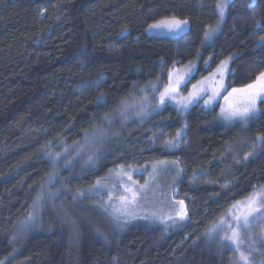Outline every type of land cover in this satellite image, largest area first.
<instances>
[{
	"label": "trees",
	"instance_id": "16d2710c",
	"mask_svg": "<svg viewBox=\"0 0 264 264\" xmlns=\"http://www.w3.org/2000/svg\"><path fill=\"white\" fill-rule=\"evenodd\" d=\"M222 1L0 0V264H233L211 231L264 191V103L249 124L231 127L216 122L220 103L110 122L142 88L192 62L186 90L231 56L226 94L264 72V0H230L220 23ZM169 19L186 20L187 31L175 39L148 32ZM97 129L107 132L103 154L80 172L93 152L68 157ZM59 149L71 168L50 181L59 160L49 153ZM153 158L186 171L178 187L191 210L174 230L121 223L101 198L78 193ZM39 210L40 225L17 238Z\"/></svg>",
	"mask_w": 264,
	"mask_h": 264
},
{
	"label": "rangeland",
	"instance_id": "374dc122",
	"mask_svg": "<svg viewBox=\"0 0 264 264\" xmlns=\"http://www.w3.org/2000/svg\"><path fill=\"white\" fill-rule=\"evenodd\" d=\"M229 2L230 0H223L221 2L224 4V10L220 23L224 20L226 7ZM171 20L169 19L168 21ZM152 26L148 30L150 34L175 39L187 31L188 23L184 30L180 32L170 31L166 27L153 28ZM218 32L219 27L209 29L207 40H211ZM233 58L234 56L225 59L216 70L207 75L200 82L190 86L188 90H186V85L196 74L198 69L197 63L192 62L173 69L165 82L148 84L142 88L136 96L123 103L110 122L115 124V120H123L126 122V119L133 118V120L148 119L161 111L166 105L175 106L178 110L185 113L197 104L202 105L206 110H213L218 105L217 103H220L218 115L216 116L217 124L225 127H231L236 123L249 124L250 121L261 112V102L259 99L257 100V111L255 115L247 119L246 122L239 117L230 120L226 116L229 104L236 108H243L245 106V97L239 92L234 93L232 96L228 97V100H225V97L230 93L226 94ZM221 68L224 69L223 79H221V75L218 71ZM221 83L224 85L223 88H220ZM170 84L176 88V91L165 96V102L160 104V94L164 92L165 88ZM194 85L195 88L193 87ZM217 92L218 95H215ZM222 109H224L223 112ZM106 122L110 124L108 120ZM106 133V130L97 129L88 142L75 146V148H78L73 151L76 154H72L68 157L70 162L80 155L93 152V154L90 155V162L86 164L83 163V166L78 168L79 170L81 169L80 172L87 169V166H95L99 154H103V143L106 138H108L107 135L104 136ZM96 137L100 139L97 140ZM263 143L264 139H259V144L262 145ZM65 154L66 151L62 152L60 149L49 153L54 159L59 160L54 163L55 169L50 177V181L57 180L62 172L64 173L68 168H71V166L69 167L70 163L67 162V165H64L62 162L65 161L64 158H62ZM82 160H88V155ZM149 162L150 163H147L148 165L144 167L115 169L111 171L110 175L105 179L96 180L92 186L81 188L78 193L79 195L83 193V195H80L81 197L90 196L101 198L102 201L100 200L99 204L104 202L101 204L102 208L105 207L108 213L121 223H130L135 220L143 219L152 223L162 224L167 230H174L182 223L184 224L188 221L191 210L190 198L182 194L178 187L185 178L186 171L183 170L182 164L179 161L174 162L168 159L153 158ZM129 189H131V191H129ZM133 193H135L134 198ZM102 196H106V200H104V198L102 199ZM253 198L256 199V206L260 207L261 211H264V191L256 194ZM181 201L187 213L183 219L177 215L180 211ZM245 202L246 203L240 205L233 211L230 218L228 217L229 214H227L225 218L221 219L220 223L218 222V225L216 223L217 226H213L211 232L214 231L215 236L221 234L223 241L221 242L224 243V246L232 253L231 261L233 264H264V217L254 219L258 213H252L248 215L249 223L244 225L242 220L248 213L247 206L249 201L247 200ZM61 208L62 207H60V209ZM40 211L41 210L35 211L29 220L19 227L16 233L17 238L34 231L40 225ZM238 217L241 219L239 226L236 222V218ZM233 232L237 234L235 239H232ZM241 254H243V257L246 259H242Z\"/></svg>",
	"mask_w": 264,
	"mask_h": 264
},
{
	"label": "snow or ice",
	"instance_id": "6c2138e0",
	"mask_svg": "<svg viewBox=\"0 0 264 264\" xmlns=\"http://www.w3.org/2000/svg\"><path fill=\"white\" fill-rule=\"evenodd\" d=\"M254 5H255V0H253V4L250 5V7ZM218 7L220 9L219 14L222 17L223 10H224V4L221 3L218 5ZM186 25H187L186 20L181 21V20L173 19L171 21H162L159 24L153 25L152 27L153 28L166 27L170 31L180 32L184 30ZM257 26L259 27V24H257ZM205 35L207 36L208 33H205ZM262 43H264V38H262ZM218 71L221 75V79H223L224 69L221 68ZM193 87L195 88V85ZM223 87L224 85L221 83L220 88H223ZM175 91H176V88L170 84L168 87L165 88L164 92L160 94L159 103L163 104L165 102V96ZM237 92L243 94V96L245 97V106L243 108H236V107H233L231 104H229L228 110L226 112V116L230 120L239 117L240 119L246 122L247 119H250L255 115L257 111V107H256L257 100L259 99L261 103H264V72H261L259 76L256 78V80L253 83L248 84L245 88L232 89V92H230L228 96L225 97V100H228V97L232 96L234 93H237ZM215 95H218V92L215 93ZM98 100L100 103H103V97H99ZM223 111L224 109H222V112ZM249 155H252V153H249ZM129 191H131V189H129ZM80 195H83V193H81ZM134 197H135V193H133V198ZM247 207H248V213L243 217V220H242L244 225H247L249 223L248 215H251L252 213H258V215L254 219H260L261 217H264V211H261L260 207L256 206L255 198L249 201V204ZM186 214L187 213L183 208V202L181 201L180 211L177 213V215L183 219L186 216ZM236 222H237V225L239 226V224L241 223V219L239 217L236 218ZM236 235L237 234L233 232L232 239H235ZM241 258L246 259L245 257H243V254H241Z\"/></svg>",
	"mask_w": 264,
	"mask_h": 264
}]
</instances>
